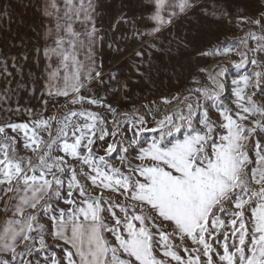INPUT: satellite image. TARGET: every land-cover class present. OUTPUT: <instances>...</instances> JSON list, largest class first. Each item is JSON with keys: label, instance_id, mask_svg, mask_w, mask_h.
Masks as SVG:
<instances>
[{"label": "snow or ice", "instance_id": "snow-or-ice-1", "mask_svg": "<svg viewBox=\"0 0 264 264\" xmlns=\"http://www.w3.org/2000/svg\"><path fill=\"white\" fill-rule=\"evenodd\" d=\"M190 6L195 5L182 4L180 11L183 12ZM65 7L67 10L63 17H60L57 5L51 4V8L57 9L58 20L52 30L53 46L44 48V56L49 61L52 56H56L60 60L63 75H60V70L51 72L50 75L56 79V83L46 84L44 94L66 98L71 95L69 102L76 104L85 99L81 95V88L85 86L86 79H98L102 76L92 57L94 45L101 38L96 35L95 24L91 29L85 27L83 34L73 28V19L87 25L91 18V3L85 7L84 0H80V6L76 7L73 0H65ZM7 8H13L11 0ZM48 8L45 0V14H48ZM0 12H6L7 18L11 20L13 12L6 11L3 7H0ZM221 15L224 13L221 12ZM3 18L0 16V20ZM61 19L64 20L63 24L60 23ZM239 19L247 20L246 17ZM155 20L159 22L161 17L157 15ZM254 23L264 26V21L257 20ZM84 44H87V64L78 59L79 47ZM229 50L230 47L225 45L223 49H217V52ZM261 51L264 52V48ZM136 55L141 57L142 63L144 53L137 52ZM252 63L257 64V61L252 60ZM224 73L225 69L221 68L214 76V84L221 92L224 90V84L217 77L223 76ZM255 75L264 79V72ZM111 79L116 77L112 76ZM241 80L247 86L249 76L244 75ZM100 83L103 84L104 81L100 80ZM233 83L236 84L234 92L240 110L236 113L237 119H233L228 109L218 105L222 108L221 115L225 121L218 127L225 129L226 134L213 132L207 111L198 121L206 131L201 133L196 130L193 121L199 114L198 106L194 107L193 98L190 97H175L176 103L186 107V115L177 112L156 119L159 107L155 112L151 108L148 109L155 125L151 130L157 132L158 136L146 146L139 143L138 137L147 130V119L140 116L132 120L129 130L133 131V138L127 140V144L134 149L135 158L140 163L136 166L125 163L129 175L109 167L104 157H99L98 161L94 162L92 136L98 131V140L104 141L106 137L102 118L93 112L71 113L72 116L82 117L84 121L83 125L73 124L75 132H79L74 142L65 140L61 144L57 137L46 143L45 147L51 149L52 145L56 144L66 156L82 160L91 172H81V175H86L92 186L119 193L128 203L105 200L102 193L99 197L89 195L84 185L78 181L76 171L62 166V156L55 157L54 163H48L45 159L48 154L44 153L40 159L39 175L35 174L37 168L31 166L29 161L33 174L28 175L22 168V160L13 162L14 158L9 156L6 145L3 157L0 158V184L6 183L8 187L5 191L13 193L14 201L19 202L14 203L10 212L12 218L7 220L6 226L0 231V254L9 257L0 259V264H57L55 253L53 259L47 258L48 246L44 236L48 230L38 223L41 212L52 221L50 235L53 239L63 241L69 246L63 249L67 264H170L165 259L158 258V251L163 257H170L176 264H201V249L203 256L207 258L206 264H215L212 253L216 250L210 241L221 243L217 238L221 235L223 255L217 253L220 264H264V144L257 141L256 166L251 169L248 167L251 161L246 147V142L254 133L264 138V106H255L251 97L247 100V106L239 103L244 100V90L238 81L234 80ZM203 94L209 96L207 90H204ZM211 95L218 96V93ZM260 98L264 99V91H261ZM163 100L165 103L172 102L170 97ZM44 103L47 104L48 101ZM88 103L102 105V98L92 96ZM102 106L115 112L110 103ZM248 116H258L259 119L248 121L252 126L246 127L243 122L248 120ZM38 123L47 125L48 121L40 119ZM4 125L14 132H24V145L32 147L35 138L27 135L28 123L4 122ZM4 125H0V132H4ZM67 128L68 124L65 123L64 129ZM60 135L66 136V132L61 130ZM82 141H86L83 147L87 149L88 155L78 151ZM118 147L115 143H109L105 151L109 156L117 153L122 162L129 160L132 154L129 153L128 147L121 149L127 156L120 155ZM68 171H71V176L65 186L62 177ZM48 176L51 179L46 178ZM253 182L259 186L258 189L252 187ZM65 190L66 196L61 194ZM74 192L81 199L77 200ZM55 200L63 201L70 207L67 210L57 208L53 203ZM253 200L256 206L250 208L253 224L249 231L245 219V205ZM26 208L37 211L25 215ZM5 209L7 211V204ZM222 214L230 217L232 239L238 240V243H233L234 251L231 252L228 245L229 225H226ZM221 229L224 231L221 232ZM33 231L38 235L30 236ZM107 234H110L112 239H109ZM176 235L181 240L190 239L196 246L188 252L189 259L186 261L182 260L176 251L171 250V238ZM29 240L31 243L18 252L17 248ZM33 253L35 255L32 258L25 259ZM193 254L195 259H192Z\"/></svg>", "mask_w": 264, "mask_h": 264}, {"label": "crops", "instance_id": "crops-1", "mask_svg": "<svg viewBox=\"0 0 264 264\" xmlns=\"http://www.w3.org/2000/svg\"><path fill=\"white\" fill-rule=\"evenodd\" d=\"M8 3L9 0H0V7L13 12L11 20L7 18L6 12H0V16L4 17L0 20V115L2 119L8 120V123L23 116L24 119L19 122L29 124L27 135L33 136L35 142L31 150L22 148L21 153L26 154L29 151L31 154L27 153L30 155L25 156L33 158L28 157L31 163L39 164L41 157L47 153L45 159L48 163H54L55 157L62 156V166L69 168L71 164H82L88 174L91 170L82 160L66 156L56 144H53L51 149L45 147L46 143L54 140L55 130L60 131L64 127H56V111L42 114L43 101L58 100L65 103L66 110L79 107L69 102L71 95L66 98L44 94L46 84L56 83V79L50 75L51 72L60 70V75H63L60 60L56 56H52L50 61L47 60L44 48L53 46L52 30L58 20L57 9L59 16L63 17L67 10L65 0H47L48 14L43 10L45 0H11L13 8L10 9L7 8ZM52 3L57 5V9L51 8ZM89 3L91 18L87 25L75 19L72 24L74 30L82 34L85 27L91 29L95 24L96 35L101 39L94 45L92 57L102 76L98 79H86L85 86L81 88V95L85 97L82 103L95 96L102 98V105L110 103L115 111L119 108L148 105L153 101L164 102L165 97H176L196 75L210 66L212 49L228 39L237 25L250 22L259 16L264 7V0H84L85 7ZM182 4L195 6L181 12ZM73 5L79 7L80 0H73ZM221 12L224 15H221ZM157 15L161 17L159 22L155 20ZM239 17H246L247 20L241 21ZM60 23L63 24L64 20L61 19ZM86 52L87 44L79 47L78 59L85 64L88 63ZM137 52L144 53L142 63L141 57L136 55ZM112 76L116 79H111ZM100 80L104 83L101 84ZM102 105L92 106L98 109L104 107ZM40 119L47 120L48 124L40 125ZM5 126L4 130L10 129ZM45 128L47 130H44ZM20 135L22 137L13 138L18 147L25 146V133ZM75 135L78 136L79 132H70L66 137L60 136L59 143L62 144L65 140L73 143ZM93 140L92 146H95L96 139ZM84 143L86 141H82L78 151L88 155L87 149L83 147ZM99 151L101 152V149ZM3 152L4 148L2 153L0 152V158L3 157ZM20 160L23 161L22 168L28 175H32L30 166L26 164L28 160L14 158L13 162ZM97 161L94 158V162ZM36 168L35 174L39 175L40 165ZM70 176L65 173L62 177L65 186ZM46 178L51 179L50 176ZM87 179L91 184L90 179ZM7 187L6 183L0 184V231L6 226L7 220L12 218L10 212L14 203L19 202L14 201L13 193L5 191ZM61 194L66 196V190ZM74 197L81 199L76 192ZM43 203L42 200L41 204ZM53 203L55 207L65 210L70 207L60 200ZM5 204L8 206L7 211ZM39 207L40 205L37 206L38 209ZM35 211L37 210L26 208L25 215ZM38 223L46 226L48 230L44 238L48 248H51L47 251L52 255L50 260L55 253L57 264H67L63 249L69 246L50 235L52 221L41 212ZM35 232L29 235L33 236ZM30 243L31 240L25 241L17 251ZM0 257L5 256L0 254Z\"/></svg>", "mask_w": 264, "mask_h": 264}, {"label": "rangeland", "instance_id": "rangeland-1", "mask_svg": "<svg viewBox=\"0 0 264 264\" xmlns=\"http://www.w3.org/2000/svg\"><path fill=\"white\" fill-rule=\"evenodd\" d=\"M262 13H264V7L262 8V11L259 16L251 19L250 22L241 23L237 25L234 28L235 31L230 35L228 39H226L224 42L218 44L214 49H212V53L210 55L211 58L210 66L204 69V71L201 72L200 74L196 75L194 79H192V81L188 83L186 89L181 93H179L178 95H176L181 97L193 98L194 107L198 106L199 114L197 117L194 118L193 121L197 131L201 133L206 131L205 129H203L202 125L198 123V121L200 118H203L204 112L207 111L208 121L213 125V132L218 134H226L225 129H223L222 127H218L219 125L225 123L221 115L222 108L218 107V105H222L223 108L228 109L229 114L233 116V119H237L236 113L239 112L240 110L237 107L238 102L236 100L235 92H234L236 88V84L233 83L234 80L238 81L239 86L244 90L242 93L244 96V100L239 101V103L245 104V106H247V100L249 97H251L255 106L257 107L264 106V99L260 98L261 91H264V79L257 77L255 75V73L264 72V52L261 51V49L264 48V26L256 25L254 23L257 20L264 21V15H262ZM225 45H228L230 47L229 51L217 52V49H223ZM252 60H256L257 64H253ZM237 65H241V66L237 67ZM221 68L225 69V73L223 76L217 77V79H219V81L224 84V90L222 92L218 88H216L214 84L215 73ZM244 75L249 76L247 86H245L244 82L241 80V77ZM196 89H200L201 91L197 92L195 91ZM204 90H207L209 96H205L203 94ZM212 93H218V96L211 95ZM46 100H52L51 109H46L44 103V101ZM46 100L43 101L42 114L43 113L46 114L47 112H51L53 110L56 111V113L58 114L57 115L58 125L56 127L59 128L60 125L64 127L65 123L68 124L67 129L62 128L66 132V136L70 134V132H75L73 128V124L83 125L84 122L82 117L72 116L71 115L72 112L85 111V112H93L99 115L103 120L102 126L106 131V137L104 141L98 140L97 139V136L99 135L98 131L95 135L92 136L93 139H96V143L98 144L92 146V152L94 154V158L98 160L99 157H104L109 167L114 169H119L124 175H129L127 168L124 166L125 163H131L133 166H136L140 163V161L135 158L136 152L134 151V149L132 147H129L127 144V140L133 138V131L129 130L131 128L132 120L138 119L140 116H145V118L147 119L148 122L147 130L143 131L138 137L139 143L141 145L146 146L147 143H150L153 138H156L158 136L157 132H153L151 130L152 127H154L155 125L152 118V113H149L148 111L149 108L153 109V111L155 112L157 107H159L160 110L158 113H156V119H162L165 115H173L174 113L177 112H181V114L184 115L187 114V109L183 104H175L176 103L175 97L172 99L171 103H164L161 101V102L150 103L148 105H139L138 107H130L125 109L119 108L114 113L112 111H109L106 107L94 109V106L92 105L95 104H91V106L87 107L86 105H90L88 101L85 103H76L77 105H79V107L66 110L65 103H61L60 101L55 99H46ZM82 104H84V106H80ZM128 110L134 111V113H129L127 112ZM22 117L17 118L16 120H14V122H19L23 120L24 118ZM65 117H67V120H65ZM256 119H259V117L248 116V120L244 121L243 123L245 124L246 127H251L252 124H250L248 121H254ZM4 122H8V120L6 121L2 119L0 115V125H4ZM237 122L240 123L239 120H237ZM61 130L60 131L55 130V134L53 136L54 139L62 136L60 135ZM114 131H115V135H113ZM23 133L24 132H14L11 130V128L4 130V132H0V152L2 153L3 148H5V146L7 145L8 153L10 157H13L15 159L16 158L23 159L25 161L28 160L26 164L30 166L29 161L31 160L28 159V157L31 159L33 158L31 156H25V155H30L31 153L27 151V153L30 154L27 153L22 154L21 149L23 148L25 150L26 149L31 150L33 145L32 147H26V146L18 147L16 145V142L14 141L15 139H13L15 137L21 136L20 134ZM258 140L262 144H264V138H262L259 134L254 133L253 136H250L248 141L246 142L249 159L251 161V163L248 166L249 169L256 166V161H257L256 144ZM109 143H115L119 146L117 151L120 153V155L127 156L128 154L123 153L121 149L123 147H128L129 153L132 154L131 158L129 160L122 162L119 156L117 155V153H112V155L109 156L108 153L105 151ZM98 148L101 149V152L99 151ZM37 165H40V163L39 164L31 163V166L36 167ZM69 168L71 169L74 168V170L77 173L78 181L84 185L85 191L89 195L94 197H99L102 193L103 199L105 200L112 199L113 201L118 203L119 202L128 203V201H124L123 197H121L119 193L111 192L110 190H103L92 186L88 182L86 175H81V172L85 174L87 172L82 164H71ZM66 174L71 175V171L66 172ZM252 187L254 189H258L259 186L253 182ZM255 206L256 204L254 200L250 201L249 204L245 205V219L247 221V227L249 231H251V227L253 224L250 208ZM222 218L225 220L226 225H229L228 245H229V251L231 252L234 251L232 247L233 243H238V240L234 241L232 239L230 217L223 216L222 214ZM44 227L45 229H47L46 226ZM223 231L224 229H221V232ZM37 235H38L37 232H35L33 236L35 237ZM107 235L109 239H112L110 234ZM217 238L221 241V243H216L215 241H210V243L213 244V247L216 250L215 252L212 253L213 260L215 264H220L217 253L223 255V246H222L223 236L221 235L218 236ZM246 243H248L247 240ZM171 245H172L171 250L176 251L177 254L180 255L182 260L184 261L189 259L188 252H191L192 249L196 247L195 245L192 244L190 239L185 238V240H181L178 235L171 238ZM37 249H39L38 242H37ZM185 249H187L188 251H185ZM34 255L35 253H33L30 257H25V259H30ZM51 256L52 255H50L47 252V258L49 260ZM157 256L158 258L165 259L166 262H170V264H176V262L172 261L170 257L168 258L163 257L162 253L159 251L157 252ZM4 258L6 257H0V259H4ZM41 259L43 260L44 257L42 256ZM192 259H195V254H193ZM200 259H201V264H206L207 258L203 256L202 249H201Z\"/></svg>", "mask_w": 264, "mask_h": 264}, {"label": "built area", "instance_id": "built-area-1", "mask_svg": "<svg viewBox=\"0 0 264 264\" xmlns=\"http://www.w3.org/2000/svg\"><path fill=\"white\" fill-rule=\"evenodd\" d=\"M47 101H48V103L45 104V107H46V109H51L52 108V105H51L52 100H47Z\"/></svg>", "mask_w": 264, "mask_h": 264}, {"label": "bare ground", "instance_id": "bare-ground-1", "mask_svg": "<svg viewBox=\"0 0 264 264\" xmlns=\"http://www.w3.org/2000/svg\"><path fill=\"white\" fill-rule=\"evenodd\" d=\"M225 101H227V100H225ZM175 104H178V103H175ZM127 112L134 113V111H131V110H128Z\"/></svg>", "mask_w": 264, "mask_h": 264}]
</instances>
